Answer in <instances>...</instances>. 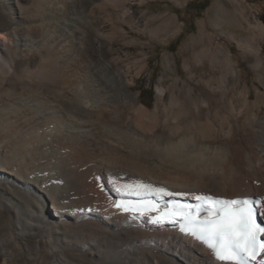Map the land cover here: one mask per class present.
I'll list each match as a JSON object with an SVG mask.
<instances>
[{"label":"bare ground","instance_id":"6f19581e","mask_svg":"<svg viewBox=\"0 0 264 264\" xmlns=\"http://www.w3.org/2000/svg\"><path fill=\"white\" fill-rule=\"evenodd\" d=\"M244 2L215 0L213 32L202 23L180 48L183 74L163 54L148 107L127 80L143 59L110 56L123 33L86 20L90 0H0L2 264H230L173 221L113 203L134 181L190 197L258 195L264 222V26Z\"/></svg>","mask_w":264,"mask_h":264},{"label":"rangeland","instance_id":"374dc122","mask_svg":"<svg viewBox=\"0 0 264 264\" xmlns=\"http://www.w3.org/2000/svg\"><path fill=\"white\" fill-rule=\"evenodd\" d=\"M48 1L50 3L53 1V4L49 3L53 7L64 8V0ZM189 1L191 0H90L89 7L84 13L88 14L86 20L91 17L89 20H107L109 23L114 22L120 26L123 34L109 45L112 51L110 56H120L124 63H132L136 58L143 59L131 65L127 80L132 82L134 79L132 91L138 95L141 90L151 87L153 99L151 102H146L148 107L153 105L156 81L164 72L163 54H174L178 70L183 74L180 54L182 45L191 35L198 32L202 23L213 32L206 13L212 8L215 0H209L208 5L199 15L195 9L187 8L186 4ZM244 3L248 5L256 20L264 26L261 18V15L264 16V0H245ZM7 9L12 18L16 17V7L12 2L7 4ZM66 16L76 20L80 14L77 16L66 14ZM214 35L219 38L218 34L214 33ZM221 41L225 42L223 38ZM230 43L233 59L242 61L243 54L240 47L236 42ZM261 45L264 51V33ZM240 69L244 72L248 71L247 63ZM246 78L252 86V74H247ZM142 95L146 97L148 93L144 92ZM2 261L3 253L0 251V264Z\"/></svg>","mask_w":264,"mask_h":264},{"label":"snow or ice","instance_id":"6c2138e0","mask_svg":"<svg viewBox=\"0 0 264 264\" xmlns=\"http://www.w3.org/2000/svg\"><path fill=\"white\" fill-rule=\"evenodd\" d=\"M117 192L121 195L135 197L121 201L114 206L125 212L139 213L156 211L159 215L152 218L153 223L162 220L179 221L180 231L208 247L219 262L230 264H247L256 261L264 252V240L258 239L264 234V226L256 222L259 200L237 198L233 200L195 195L196 205L175 202L166 204L161 209L157 202L164 195L186 196L188 193H170L164 188L134 181L120 184ZM201 213H205L201 215ZM260 264H264L261 261Z\"/></svg>","mask_w":264,"mask_h":264},{"label":"trees","instance_id":"16d2710c","mask_svg":"<svg viewBox=\"0 0 264 264\" xmlns=\"http://www.w3.org/2000/svg\"><path fill=\"white\" fill-rule=\"evenodd\" d=\"M208 3H209V0H191L186 4V6H187V8L195 9L199 15V13L203 9H205V7L208 5ZM261 18L264 22V16L263 15H261ZM144 92L148 93V95L146 97L142 95V93H144ZM139 96H140L141 101L147 105L146 102H151L153 99V92H152L151 87L149 89L141 90L139 93Z\"/></svg>","mask_w":264,"mask_h":264}]
</instances>
